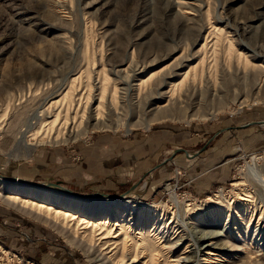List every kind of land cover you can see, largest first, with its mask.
<instances>
[{
  "label": "rangeland",
  "instance_id": "obj_1",
  "mask_svg": "<svg viewBox=\"0 0 264 264\" xmlns=\"http://www.w3.org/2000/svg\"><path fill=\"white\" fill-rule=\"evenodd\" d=\"M236 72L249 74L247 88L242 78L221 100L202 94L207 83ZM126 77L134 90L127 99ZM163 78L160 95L141 105ZM174 102L185 120L132 126ZM35 114L27 146L21 138ZM263 121L264 0H0V249L20 258L41 250L43 264H182L186 257L189 264H264V126L224 138L229 180L208 195L190 190L185 156L155 169L178 149L194 154L220 130ZM96 123L106 128L94 129ZM103 137L122 144L139 137L151 146L130 169L123 160L97 180L36 162L41 151L57 153L69 161V174H83V149ZM48 183L108 197L82 199L38 185ZM8 190L27 197L11 203ZM39 191L46 198L35 202ZM164 210L177 212L164 217ZM181 221L222 232L214 256L187 249L193 242ZM182 237L186 243L176 247Z\"/></svg>",
  "mask_w": 264,
  "mask_h": 264
},
{
  "label": "crops",
  "instance_id": "obj_2",
  "mask_svg": "<svg viewBox=\"0 0 264 264\" xmlns=\"http://www.w3.org/2000/svg\"><path fill=\"white\" fill-rule=\"evenodd\" d=\"M258 126L263 127L264 121L239 126L237 125L236 127H228L224 130H220L213 136H208V139L195 150L194 154H191L185 149H178L174 151L173 155L169 157V159L156 166L155 169L160 168L162 165L174 160L177 157L185 156V160L189 161V166L192 167L191 172L194 178H192L193 184L190 190L200 196L208 195L214 188L221 186L225 181L229 180L228 162L221 160L227 152L223 151V147L227 145L224 138H227L231 133H242L243 135H241V137H245L246 133L244 132H248L251 127ZM138 138L126 140L122 144L117 138L103 137L95 142L94 146L85 147L83 149L85 154V163H83V167H86V169H83V174H69V161L63 160L61 157L60 160L56 159L55 156L58 155L57 153L53 157L51 156V153L41 151L38 157H36V162L45 164V166L49 168L55 166V172H63L62 174L64 176H68L69 178L75 176L76 179H78L90 176L93 177L94 180H97L100 176H103L104 173L108 175L109 173H113L114 171H118L122 168L119 166V163L123 160V165L126 166L127 169H130L133 161L141 157L147 148L150 149V144L149 147L148 144L145 147V144H142L143 140H138ZM198 142L199 140L195 141L196 144H198ZM227 148L229 147L227 146ZM232 155L235 154L232 153ZM228 156L230 155H227V157ZM57 162H60L61 164H57ZM215 163H217L216 166H213ZM22 253H24V255L21 254L24 258L28 257V259L35 264L47 262V259L41 250L28 252L22 251Z\"/></svg>",
  "mask_w": 264,
  "mask_h": 264
},
{
  "label": "bare ground",
  "instance_id": "obj_3",
  "mask_svg": "<svg viewBox=\"0 0 264 264\" xmlns=\"http://www.w3.org/2000/svg\"><path fill=\"white\" fill-rule=\"evenodd\" d=\"M206 46V45H205ZM204 48V46H203ZM202 49V48H201ZM203 51V50H202ZM249 63L248 61H246V66H248ZM153 77V76H152ZM249 74H247L245 76V79L243 77H238L237 75V72L236 73H233L231 76H227V75H224L223 77H219V81L220 83L218 84L217 83V80H218V77L215 79V82H214V85L211 87L209 86V83H207L208 85L206 86V83H205V86H206V92H203L202 94H209L210 92H216L220 95V100L221 98H224V96L222 95L223 93L226 95L229 94L232 89L234 88H237L239 89L238 87L240 86L239 84H236V83H239L240 81H243L242 78L244 79V83H246L245 85H243L245 88L248 87L249 83L248 80H249ZM155 78V77H154ZM248 78V79H247ZM126 79L128 80H125L124 79V89L123 91H125V95H126V99L127 98H132L133 96V88H132V78L130 77H126ZM158 79V78H157ZM156 79V80H157ZM152 78L149 80H144L141 85L142 87H145L148 82L150 81V83L152 82ZM165 78L163 79H160L156 82H153L151 84L152 88L150 91H147L146 93V96L143 97V99L140 101V104H144V103H147V102H151V99L154 95H160V87L165 83ZM183 80V79H182ZM186 80V78H185ZM206 82V81H205ZM183 83V82H180V84ZM243 83V84H244ZM235 84V85H234ZM234 85V86H233ZM258 85V84H257ZM115 87L117 89V84H115ZM177 86H173L171 88V90L168 92L171 97H173L175 95V93L178 91L177 90ZM195 88V87H194ZM116 89H115V92H116ZM107 90V86L105 87L104 86V89H103V93L101 95V102L104 100L105 98V91ZM188 92L192 91L193 90V87L192 86H189L188 87ZM210 90V91H209ZM117 94V92H116ZM221 95L223 97H221ZM158 97V96H157ZM89 98V96H88ZM222 102V101H219V103ZM221 104V103H220ZM88 106V105H87ZM104 107V104L103 103H100L99 107H98V110H101L102 108ZM222 107V106H221ZM157 110H155L151 116L147 119V120H140L138 121L137 123L135 124H132V126H144L145 128H149L152 123L154 122H160V121H164V120H172V121H181V120H185V118H187V114H186V110L184 111L183 109L179 108V106L177 105V102H174L173 103V106L172 107H167L165 108V106H157ZM85 113V112H84ZM39 118L40 116L38 114H35L32 119L30 120V123L27 127V131L24 133L23 137L21 138L22 142H24L27 146H30L32 144L29 143L28 141V138L30 137V135H28L31 131V129L33 128V126L36 124L37 121H39ZM58 119V116L56 117V120ZM144 122V123H143ZM103 125V126H102ZM99 128H106V124H101V123H96L95 126H94V129H99ZM128 131H130V129H128ZM45 139V137L43 138ZM43 141V140H42ZM250 171L252 174H256L257 172H255L254 168H252L250 166ZM261 177V176H260ZM261 180V182H263V179L262 177L259 178ZM1 181V180H0ZM259 181V180H258ZM13 182H17V183H21V182H18V181H13ZM260 182V181H259ZM17 183H13V187H18V184ZM24 184V183H22ZM236 186V184H234V187ZM237 187V186H236ZM14 189V188H13ZM51 190V189H50ZM14 190H8V194L7 196H5V199L11 203H14V204H19L20 202H22L23 200H25V198L27 197V193L25 191H21L20 193H13ZM53 191H56V192H59V193H62L60 191H57V190H53ZM62 194H65V193H62ZM32 198H33V201L35 202H39L40 200H45L44 196L46 195L44 192H36V193H33L32 194ZM54 195V194H53ZM65 195H68V194H65ZM69 196H72V197H77V196H73V195H69ZM77 198H82V197H77ZM82 199H100V197H93V198H82ZM132 201V200H131ZM45 202V201H44ZM33 203V202H32ZM175 208H177V203L178 201L175 200ZM33 205H35V203H33ZM137 205L134 204V207H136ZM50 208H48V212L50 211H53L54 209L52 208V206H48ZM67 209H71L72 211L73 210H76L75 207L71 206V205H67L66 207ZM174 209H171V211H174ZM70 210V211H71ZM134 211V210H133ZM156 211V210H155ZM66 212V211H65ZM177 212V211H175ZM175 212H169V211H166L164 210L163 213H162V216L166 217L167 214H170V213H173L175 214ZM177 214V213H176ZM161 216V215H160ZM160 218V217H159ZM178 218V217H177ZM112 219L111 218H107V222L105 224H110V220ZM180 219V218H179ZM178 219V220H179ZM209 220V219H208ZM253 220V218H252ZM190 222V221H189ZM217 223V221H215V224ZM228 223H230V225H232L233 222L229 221ZM251 223V222H250ZM103 224V225H105ZM113 224V223H112ZM118 224V223H117ZM88 225V224H87ZM102 225V224H99V226ZM166 225V224H165ZM172 225V222H169L167 227H170ZM209 225V224H208ZM98 226V227H99ZM155 226V225H154ZM175 226V225H174ZM181 226L183 227L184 230H186L189 234H190V237L192 239V245H187V249H189V247H194L195 249H198V251H202V252H206V255H209V257L211 258V256H214V253L213 251H217L216 249H218V245L216 244V242L219 240V238L223 237V234L222 232L220 231H213V230H210V231H207V232H203L201 230H199L197 227H194V226H191L189 223L187 222H183L181 221ZM158 226H155L153 229H157ZM131 228V227H130ZM177 229V228H176ZM258 229V228H257ZM113 230V228H112ZM264 232V229L262 231V233ZM224 233V232H223ZM115 236V235H114ZM164 236V235H163ZM261 240L264 241V233L261 235ZM186 239L185 237L182 239H180L178 241V243L176 244V247L178 246H181V245H184L186 243ZM125 246V245H124ZM159 254V253H158ZM157 257V256H156ZM161 257V256H160ZM159 258V257H158ZM213 258V257H212ZM155 260H158L155 258ZM154 261V260H153ZM190 258H184L181 262L182 264H189L190 262ZM209 260L208 259H205V262H208ZM153 263V262H152ZM146 264V263H144Z\"/></svg>",
  "mask_w": 264,
  "mask_h": 264
},
{
  "label": "water",
  "instance_id": "obj_4",
  "mask_svg": "<svg viewBox=\"0 0 264 264\" xmlns=\"http://www.w3.org/2000/svg\"><path fill=\"white\" fill-rule=\"evenodd\" d=\"M13 181H18V182H21V183H24V184H29V185H36L34 183H31V182H28L26 180H23V179H12ZM40 187H50V188H54V189H58L60 192L62 193H65V194H68V195H73V196H77V197H83V198H93L95 197V195H78L77 193L69 190V189H66L60 185H57V184H52V183H48L46 185L44 184H38ZM98 197L100 198H104V197H108V195H99Z\"/></svg>",
  "mask_w": 264,
  "mask_h": 264
},
{
  "label": "built area",
  "instance_id": "obj_5",
  "mask_svg": "<svg viewBox=\"0 0 264 264\" xmlns=\"http://www.w3.org/2000/svg\"><path fill=\"white\" fill-rule=\"evenodd\" d=\"M2 248V247H0ZM1 250V249H0ZM9 252V251H8ZM19 254L9 253H2L0 251V264H35L34 262L25 260L24 258H20Z\"/></svg>",
  "mask_w": 264,
  "mask_h": 264
}]
</instances>
